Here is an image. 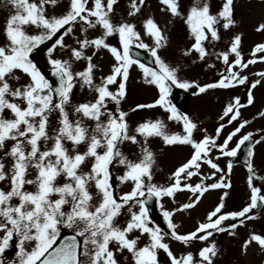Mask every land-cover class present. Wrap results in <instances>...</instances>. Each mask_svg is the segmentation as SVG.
<instances>
[{"label":"snow or ice","instance_id":"obj_1","mask_svg":"<svg viewBox=\"0 0 264 264\" xmlns=\"http://www.w3.org/2000/svg\"><path fill=\"white\" fill-rule=\"evenodd\" d=\"M118 3L68 0L62 14L48 15L46 6L54 8L57 0H7L10 13L3 27L5 42L0 45V161H8L0 162V256L14 245L10 264H121L118 257L125 261L130 258V264H160L161 251L168 264H213L218 251L215 242L206 243L195 254L186 251L177 256L166 239L190 248L193 242H206L214 234L232 236L245 221L256 219L251 214L253 209L264 206V175L257 174L254 164V147L264 143V135L255 139L248 132L234 139L248 123L238 120L240 109L253 104L252 90L264 80L261 71L256 73L259 79L248 84V77L241 72L257 62V54L264 62V43L252 48V58L246 62L238 34L222 51L205 47L221 39L220 29L228 31L234 26L235 0H220L215 11L210 0H192L183 13L179 0H159L164 6L162 12L181 18L186 25L191 43L181 50L183 57L195 53L204 61L215 55L225 64L226 74L204 84L182 79L179 65L173 66L158 54L167 46L168 37L151 15L140 17L145 0H129L126 17L117 16ZM131 20L137 21L142 32ZM90 30L98 34L90 36ZM262 30L264 24L256 28ZM142 35L150 43H145ZM66 37L72 43H66ZM110 38L116 43H109ZM41 46H45L47 74L31 58ZM134 49L144 50L151 63L142 62ZM101 51L110 54L111 64L108 73L97 78L95 73L100 69L93 59ZM76 62L82 65L79 70ZM133 67L158 95L153 102L138 103L126 112L121 101L126 97V82ZM237 85H247V102L234 97L224 106L220 119L227 117L228 124L237 121V125L219 141L224 123L215 129V135H208L169 99L173 87L194 89L192 95L198 96ZM77 87L90 95L73 103ZM109 103L114 107L110 109ZM157 107L168 121L181 126V132H170L159 118L130 129L129 112ZM5 111L8 118L3 115ZM259 115L264 117V111ZM197 132L202 134L199 138ZM150 138H159L164 146L191 149L189 157L171 171L166 185L154 182L157 160L149 146ZM125 143L134 146L131 158L121 150ZM241 150L246 157L247 203L239 210H226L225 191L194 230L181 233L173 222L174 214L194 208L210 190L229 189L226 176L233 167L230 158L238 157ZM213 151L219 155L213 157ZM221 157L228 160L226 171L215 162ZM201 165L210 172L201 174ZM113 169L119 174L114 175ZM193 177L198 178L195 183L191 182ZM125 185L128 190L121 192L120 186ZM178 192L190 193L189 202L166 209L162 198L175 204ZM153 201L166 230L150 218ZM252 243L264 252V234L249 233L242 251ZM0 264H5L3 259Z\"/></svg>","mask_w":264,"mask_h":264},{"label":"rangeland","instance_id":"obj_2","mask_svg":"<svg viewBox=\"0 0 264 264\" xmlns=\"http://www.w3.org/2000/svg\"><path fill=\"white\" fill-rule=\"evenodd\" d=\"M129 0H119L116 6L117 16H127V4ZM180 8L182 13L191 5L192 0H179ZM220 3V0H210L211 9L215 11ZM146 6L142 8L139 14L141 18L146 15H151L158 26L165 32L168 37L167 46L159 51V55L165 59L166 62L172 64L173 66L179 65L180 71L179 75L182 79L188 81H196L200 84L214 82L221 73H225V64L217 60L215 55L205 57L204 61L197 59V55L192 53L189 57H183L181 55V50L190 46L191 40L188 35L186 25L183 20L179 17H171L170 14L165 10L160 9L164 7L159 3V0H145ZM68 6V0H57V5L53 8L47 7L48 15H60L62 14ZM10 13V7L7 5V0H0V45L5 42V37L3 35V27L5 21ZM131 19V18H129ZM179 21V26L173 29V22ZM234 26L225 31L220 29L221 39L215 43V45L205 44L206 49L212 52H219L226 49L233 32L240 28L239 30L246 33L242 36L240 44V52L244 62L251 59L252 48L260 43H264V30L256 31V28L260 24H264V0H235L234 3ZM133 23H137L136 20H131ZM239 26V27H238ZM238 27V28H237ZM30 33L33 29H27ZM137 30L142 32L139 24L137 23ZM78 31V28L76 29ZM222 33V34H221ZM98 32H92L90 30L89 35H96ZM142 39L145 43H150L148 37L142 35ZM66 43H72L70 37H66ZM223 42V43H221ZM109 43L115 44L116 40L114 38L109 39ZM45 46H41V49L36 51L31 57L38 67L47 74L49 66L46 63L44 49ZM91 50H89L90 53ZM57 55H61L57 51ZM257 54V62L255 64L249 65L244 69L241 74L248 77V84L252 81L259 79L256 73L264 71V62L259 61ZM231 60V56H230ZM93 63L97 64L100 71H97L99 75L107 74L111 64V57L106 51L99 52L93 59ZM207 64H213L212 68H208ZM75 67L79 70L82 65L80 62H76ZM237 71V69H233ZM96 72V73H97ZM95 73V74H96ZM226 74V73H225ZM15 75H21L16 72ZM15 86L13 81H9ZM24 82L22 78L21 83ZM173 89V88H172ZM114 90V88L112 89ZM187 91V101L185 104V110L183 113L189 115L193 121L197 124L198 128L204 129L208 135H215V129L224 123L225 127L221 130V136L218 137V141L222 140L228 132L232 131L237 125V121H233L232 124H228V118L225 117L221 120L220 117L223 113V108L226 106L230 100L234 97H239L241 103L246 104L247 97V85H237L234 88L229 89H212L207 92L200 94L198 96H193L192 93L194 89H188ZM87 95H90L87 90H81L77 87L73 93V103L82 102ZM158 95V90L154 86L146 85L142 82L141 74L138 69L133 67L130 70V76L126 82V97L121 101V109L128 112L130 108L135 107L138 103H151ZM253 104L240 109V116L238 120H247L248 123L241 130V133L237 134L238 139L241 134H246L251 132L255 135V139H259L264 135V117L259 115L260 112L264 111V80H261L260 84L252 90ZM129 103V104H128ZM114 106L109 103V108ZM5 118H8L9 113L5 111L3 113ZM161 119L167 124L166 114L159 107L153 109H138L135 112H129L127 117V122L131 128H134L136 124L143 122L145 120H155ZM53 122L55 117L52 118ZM167 129L172 132L169 129ZM177 132V131H175ZM178 133V132H177ZM202 134L200 132L195 133V136L199 138ZM149 146L156 154V167L154 170V182L161 185H166L168 182V177L171 171L177 167L178 163H182L189 157V151L187 149L182 150L181 147L177 146H164L159 138H150ZM121 150L129 155L131 158V153L134 150V146L127 143L121 145ZM179 151H183L181 156ZM255 160L254 164L258 175H264V143L256 144L254 147ZM213 157L219 154L215 151L211 154ZM0 156H3V152H0ZM8 163L7 159L0 161ZM215 162L222 168L225 169V165L228 160L221 157ZM226 171V169H225ZM114 175H118L119 172L113 169ZM210 170L205 165H201V174L209 173ZM34 175V174H33ZM32 178V177H29ZM197 177L192 178V183L197 181ZM226 180L230 183V188L227 190H210L204 194L201 201L192 209L185 210L183 212H177L173 216V222L179 226V231L181 233H186L188 231L194 230L197 222L203 221L205 216L209 211H211L217 203H219L220 196L224 195L227 191V196L225 197V209L228 211H236L241 209L248 201V189H247V171L244 165H233L231 172L226 176ZM113 183H116L113 180ZM257 186L260 182L256 181ZM29 190H32L29 187ZM121 192L127 191V186H120ZM191 194L187 192H178L174 196L175 204L169 198H162V204L168 210L173 207H179L182 203L189 202V196ZM159 214L160 209L158 208ZM256 219L251 221H245L244 226H240L235 230V234L229 236L227 233L214 234L206 242L195 241L190 248H185L179 242L166 239L165 242L169 243L170 249L174 255H181L186 251H193L195 254L199 248L204 247L206 243L215 242L217 247V255L213 258V264H264V252H262L259 247L252 243L246 250L242 251V244L245 239H247L249 233L255 232L258 234H264V212L255 211L251 212ZM228 223V222H226ZM144 243V238H141L140 245ZM15 250L14 245L10 244L6 252L0 256L5 264H10L11 260L14 258ZM125 256L128 254L125 253ZM121 264H130V258L128 261L124 260V257H118ZM158 259L160 264H168L165 254L161 251L158 253Z\"/></svg>","mask_w":264,"mask_h":264},{"label":"bare ground","instance_id":"obj_3","mask_svg":"<svg viewBox=\"0 0 264 264\" xmlns=\"http://www.w3.org/2000/svg\"><path fill=\"white\" fill-rule=\"evenodd\" d=\"M178 25H179V21L175 20V21H174V25H173V29H175ZM238 27H239V26H238ZM238 27H237V28H238ZM239 29H240V28L236 29V30L233 32V35L238 34V35H240L241 38H242V36L246 35V33H244L243 31H241V30H239ZM221 34H222V33H221ZM95 75H96L97 78L100 77V75H99L98 72H97Z\"/></svg>","mask_w":264,"mask_h":264},{"label":"water","instance_id":"obj_4","mask_svg":"<svg viewBox=\"0 0 264 264\" xmlns=\"http://www.w3.org/2000/svg\"><path fill=\"white\" fill-rule=\"evenodd\" d=\"M152 205V204H151Z\"/></svg>","mask_w":264,"mask_h":264}]
</instances>
